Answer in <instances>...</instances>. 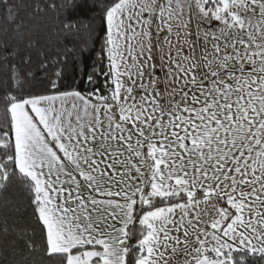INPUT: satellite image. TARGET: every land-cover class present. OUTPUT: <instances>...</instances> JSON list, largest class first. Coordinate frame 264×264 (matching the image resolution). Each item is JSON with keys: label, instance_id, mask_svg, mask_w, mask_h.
Returning a JSON list of instances; mask_svg holds the SVG:
<instances>
[{"label": "snow or ice", "instance_id": "1", "mask_svg": "<svg viewBox=\"0 0 264 264\" xmlns=\"http://www.w3.org/2000/svg\"><path fill=\"white\" fill-rule=\"evenodd\" d=\"M0 264H264V0H0Z\"/></svg>", "mask_w": 264, "mask_h": 264}]
</instances>
